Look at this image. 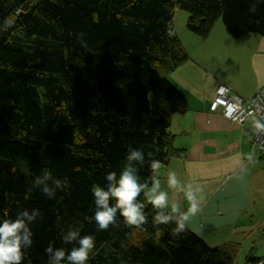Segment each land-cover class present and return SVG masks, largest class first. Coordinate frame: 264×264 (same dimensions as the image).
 I'll return each mask as SVG.
<instances>
[{"label":"trees","instance_id":"1","mask_svg":"<svg viewBox=\"0 0 264 264\" xmlns=\"http://www.w3.org/2000/svg\"><path fill=\"white\" fill-rule=\"evenodd\" d=\"M176 9L201 38L219 17L233 37L264 38V0H0V22H12L0 32V220L23 209L43 215L22 264H49L50 243L69 251V229L94 237L87 264H234L240 244L209 246L189 230L177 236L174 224L153 227L150 204L139 229L119 214L107 231L88 220L92 186L119 174L129 146L161 164L185 156L169 130L186 99L167 75L190 58L172 31ZM45 169L68 181L53 199L28 191ZM151 175L147 163L138 170L140 182Z\"/></svg>","mask_w":264,"mask_h":264},{"label":"crops","instance_id":"2","mask_svg":"<svg viewBox=\"0 0 264 264\" xmlns=\"http://www.w3.org/2000/svg\"><path fill=\"white\" fill-rule=\"evenodd\" d=\"M179 18L182 21V13ZM176 23L172 31L190 58L167 75L186 99L185 112L171 115L169 130L173 145L183 149L185 156L161 164L155 175L161 190L168 193L169 208L188 207L182 194L168 187L170 172L182 183L202 189L198 193L201 211L188 230L209 246L240 244L234 264H252L248 257H264V208H258L264 170L260 171L262 158L252 145L254 119L239 124L220 109L210 111L209 104L219 84L245 98L264 84V38L254 32L233 37L218 19L205 38ZM247 243L251 247L246 248Z\"/></svg>","mask_w":264,"mask_h":264},{"label":"clouds","instance_id":"3","mask_svg":"<svg viewBox=\"0 0 264 264\" xmlns=\"http://www.w3.org/2000/svg\"><path fill=\"white\" fill-rule=\"evenodd\" d=\"M255 12V6L249 8ZM12 26V22L5 19L0 22V32L6 31ZM84 33H78L77 39L81 46L86 47ZM253 127L258 132H264V123L253 121ZM153 152L146 154L143 150L129 146L125 153V164L119 174L112 171L105 174V186L93 185L91 193L95 206L94 214L88 217L90 223H94L97 231H107L110 227L118 228L120 225L117 214L122 217L125 226L137 229L147 224L148 216L145 214L147 205L154 210L152 215L153 227L159 225H172L173 232L179 236L185 233L190 221L201 211L198 193L202 190L192 183H182L175 172H170L167 185L187 200V210L173 206L169 208L168 193L161 190L160 180L155 173L161 167V161L154 158ZM249 161L252 155L247 156ZM147 163L152 175L140 182L138 170ZM67 178L59 179L49 170L45 169L40 175H36L30 183L29 192L39 190L49 199L55 198L58 191L64 190ZM146 190V191H145ZM143 193L145 199H139ZM43 215L38 208L18 210L15 219L6 218L0 220V264H22L27 251L33 245V225ZM65 244L72 247L69 251L64 248H56L51 243L44 249L49 264H87L90 253L95 246L93 236H81L78 229H69L62 234ZM264 260V259H263ZM253 264V263H252Z\"/></svg>","mask_w":264,"mask_h":264},{"label":"built area","instance_id":"4","mask_svg":"<svg viewBox=\"0 0 264 264\" xmlns=\"http://www.w3.org/2000/svg\"><path fill=\"white\" fill-rule=\"evenodd\" d=\"M209 109L210 111L220 109L223 116L239 124H244L249 119L264 123V84L250 98L242 97L225 84H219L215 89ZM251 139L253 147L257 148L264 160V132H258L254 128ZM253 264H264V260Z\"/></svg>","mask_w":264,"mask_h":264},{"label":"rangeland","instance_id":"5","mask_svg":"<svg viewBox=\"0 0 264 264\" xmlns=\"http://www.w3.org/2000/svg\"><path fill=\"white\" fill-rule=\"evenodd\" d=\"M180 13L183 14V19L182 21H180L179 15ZM188 13L184 10L181 9H176L175 11V17H174V23L177 21L178 23H176L177 25H185L186 26V21L188 19ZM218 20H220V22L223 24V20L221 17L218 18ZM224 25V24H223ZM258 152V150H256V153ZM259 153V152H258ZM260 155V154H259ZM259 161V165H260V171L262 172V169L264 170V160L263 159H258ZM260 186H264V181H260ZM258 208H264V190L260 192V199L258 200ZM251 247L248 243L246 244V248ZM262 247V253H264V244L261 245ZM243 257V254H242Z\"/></svg>","mask_w":264,"mask_h":264}]
</instances>
